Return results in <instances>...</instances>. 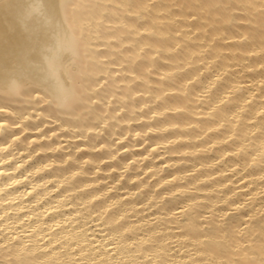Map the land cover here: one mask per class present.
<instances>
[{
    "label": "bare ground",
    "instance_id": "6f19581e",
    "mask_svg": "<svg viewBox=\"0 0 264 264\" xmlns=\"http://www.w3.org/2000/svg\"><path fill=\"white\" fill-rule=\"evenodd\" d=\"M0 264H264V0H0Z\"/></svg>",
    "mask_w": 264,
    "mask_h": 264
},
{
    "label": "rangeland",
    "instance_id": "374dc122",
    "mask_svg": "<svg viewBox=\"0 0 264 264\" xmlns=\"http://www.w3.org/2000/svg\"><path fill=\"white\" fill-rule=\"evenodd\" d=\"M137 61L140 62L139 60H137ZM137 61H135L134 64H136ZM138 62H137V63H138ZM124 66H125V65H124ZM111 69H114V67H111ZM95 78H96V77H95ZM95 78H93V79H95ZM96 79H97V78H96ZM135 83H136V82H135ZM132 84H133V83H132ZM78 85H79V84H78ZM78 85L74 87V88L76 89V91L78 90V89H77L78 87L80 88V87L82 86V85H80V86H78ZM116 92H118V90H116ZM138 95H139V94H138ZM138 97H139V96H138ZM136 98H137V97H136ZM97 104H98V103H97ZM97 104L95 103V104H93V106H95V105L97 106ZM45 105H46V103H45V102H42V103H40L37 107H35V109H37V108H42V107L44 108V107H46ZM93 106L91 105V107H93ZM91 107H90V109H91ZM51 109H53V110H50V111L53 112V111H54V108H51ZM90 109L86 110V112H85V111L82 112V113L85 112V114H80V115H78V116H76V117H70V118H69L68 116H67V117H66V116H64V117H60V115L58 116V114H57V116L60 117L61 119L63 118V119H62L63 121H64V118H65L66 120L68 119L67 121H69V120H70V121H73V120H77V119H79V118H81V117L84 118V117L90 112V111H89ZM110 109H111V108H110ZM144 109H145V108H144ZM146 109H147V108H146ZM146 109H145V110H146ZM91 110H92V109H91ZM145 110H144V111H145ZM110 111H111V110H110ZM142 111H143V110H142ZM54 112L56 113V111H54ZM107 112H108V111H107ZM107 112H105V113H107ZM55 113H53V114L56 115ZM5 114L7 115V113H5ZM118 114L121 115V114H125V113L122 111V112H118ZM104 115H106V114H104ZM116 115H117V114H116ZM120 115H119V117H120ZM8 116H9V115H8ZM62 116H63V115H62ZM115 117H116V116H115ZM117 117H118V115H117ZM71 118H72V120H71ZM75 118H76V119H75ZM36 119H37V117H36ZM160 119H161V118H160ZM160 119H159V120H160ZM66 120H65V121H66ZM90 122H91V121H90ZM138 123H139V122H138ZM138 123H137L136 125H139L141 122H140L139 124H138ZM53 124H54V123H51V122L49 121L48 123H45V124L41 127V130L47 132L48 130L52 129V127H54L55 124H54V125H53ZM93 124H95V122H93ZM27 133H28V134H30V133H36V131H32V132H26V131H23V132L21 133V136L24 137L25 135H28ZM47 133H48V132H47ZM61 133H62V135H63V134H64V130H62V131H55V134H56V135H58V134L61 135ZM117 133H119V132H117ZM100 137H101V134L95 139V143H97L99 140H101ZM113 137H114V136H113ZM113 137H112V138H113ZM102 138H103V137H102ZM114 138H115V137H114ZM114 138H113V139H114ZM59 139H61V137H60ZM140 139H141V138H137V137L131 136L129 133H127L126 135H123V136H122L121 140H115L114 143H115L116 146H119L120 144H124V143L129 142V141H130L131 143H136V142H137V144H138V142H142V140H140ZM73 141H74V142H75V141L78 142V141H80V138L77 137V138L73 139ZM146 143H147V142H146ZM144 144H145V142H144ZM143 146H146V144L143 145V142H142L141 144L139 143V145H137V146H136L135 148H133L132 150H134V152H137V151L139 152V150L141 151V148H142ZM142 150H143V149H142ZM132 152H133V151H132ZM93 153H100V152H99V149H95V150L93 151ZM125 154H126V153H125ZM125 154H124V155H125Z\"/></svg>",
    "mask_w": 264,
    "mask_h": 264
}]
</instances>
